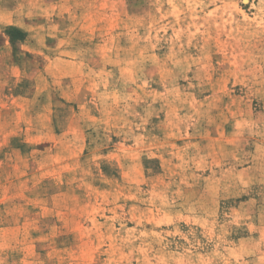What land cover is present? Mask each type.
<instances>
[{"label": "rangeland", "instance_id": "rangeland-1", "mask_svg": "<svg viewBox=\"0 0 264 264\" xmlns=\"http://www.w3.org/2000/svg\"><path fill=\"white\" fill-rule=\"evenodd\" d=\"M0 264H264V0H0Z\"/></svg>", "mask_w": 264, "mask_h": 264}, {"label": "trees", "instance_id": "trees-1", "mask_svg": "<svg viewBox=\"0 0 264 264\" xmlns=\"http://www.w3.org/2000/svg\"><path fill=\"white\" fill-rule=\"evenodd\" d=\"M5 32L7 36L9 37V40L12 44H14L17 39L23 38V34L14 27H6ZM15 35H18L20 37L19 38L15 37Z\"/></svg>", "mask_w": 264, "mask_h": 264}]
</instances>
